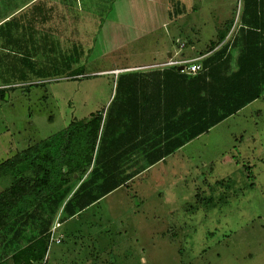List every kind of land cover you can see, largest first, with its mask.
I'll use <instances>...</instances> for the list:
<instances>
[{
  "label": "rangeland",
  "instance_id": "1",
  "mask_svg": "<svg viewBox=\"0 0 264 264\" xmlns=\"http://www.w3.org/2000/svg\"><path fill=\"white\" fill-rule=\"evenodd\" d=\"M237 13V0H0V24L12 19L15 39L0 37V86L12 87L0 99V164L45 143L40 153L56 158L66 146L72 159L78 148L93 166L116 109V81L100 73L206 54L235 33ZM20 57L29 60L26 73L13 68ZM195 151L196 159L175 161L179 173L155 168L56 227L58 212L60 243L49 240L37 264H264V94ZM2 174L0 192L14 181Z\"/></svg>",
  "mask_w": 264,
  "mask_h": 264
},
{
  "label": "trees",
  "instance_id": "2",
  "mask_svg": "<svg viewBox=\"0 0 264 264\" xmlns=\"http://www.w3.org/2000/svg\"><path fill=\"white\" fill-rule=\"evenodd\" d=\"M11 21L0 24V37L8 45L15 42L10 36ZM238 21L237 30L228 41L199 56L205 55L201 60L202 71L192 80L200 82L202 88L198 91L196 105L184 110L187 122H191L188 140L208 132L264 94V0H242ZM27 22L31 23L30 20ZM234 50L238 54L236 69L232 71ZM20 61L13 68L16 70V67H20L26 73V68L30 66L29 60L20 57ZM176 69L173 68L174 71ZM3 70L0 76L6 73ZM120 81L118 78L116 90ZM35 85L38 84L25 85V89ZM3 86L7 88L0 90L2 98L7 90L12 89L10 85ZM72 124L77 131L76 123ZM85 127L83 124L80 129ZM98 127L99 124H94L95 132L87 139H93V146ZM77 136L78 133L74 137ZM85 136L87 138L88 135ZM72 139L69 130L63 142L67 145ZM46 148L44 143L39 148L33 147L30 152H25L20 161L8 159L0 164L2 175L14 178L12 184L0 193V257L6 259L10 256L14 264H37L48 255L47 243L58 212L61 213L58 224H61L128 180L125 176L116 180L110 174L112 170L108 164L103 169L92 166L89 175L84 177L91 165L90 157L80 159L76 148L72 155L74 158L69 159L65 155V146L54 158L50 154L40 153V149ZM91 149L93 151V147ZM157 161L153 159L150 164ZM79 180L80 184L73 191Z\"/></svg>",
  "mask_w": 264,
  "mask_h": 264
},
{
  "label": "crops",
  "instance_id": "3",
  "mask_svg": "<svg viewBox=\"0 0 264 264\" xmlns=\"http://www.w3.org/2000/svg\"><path fill=\"white\" fill-rule=\"evenodd\" d=\"M167 54L168 57L171 56L169 51ZM237 54L238 51L234 50L231 63L232 71L236 69ZM156 56L161 60L160 53ZM167 59L169 58H164L160 62H165ZM126 64H133V61ZM112 66L111 71H104L100 74L112 75L113 80L116 82L118 78L121 80L112 100V104L116 102V109L111 118H108V121L106 119L107 126L111 129L110 137L106 139V153L102 154L101 152V145L104 141L100 140L97 156L93 159V166L103 169L106 166L105 164H108L110 170H112L110 174L114 175L116 180L122 176H125V179L128 180L83 212L67 220L79 219L90 208L105 201L107 196L121 192L129 184L136 182L155 168L163 169L162 174L164 176L174 175L176 168L178 169L177 173H179L180 167L175 165V161L184 158L196 159L197 141L229 119L212 127L208 132L188 140L187 137L191 132L189 130L191 122H187L184 110L186 108L191 109L192 105H196L198 91L202 88H200L202 85L200 82L193 81V76L183 75L177 69L174 71L173 68H165L169 71L150 68L138 71L135 69L123 71L120 68L121 66L115 64ZM204 86L208 87L207 85ZM96 144L97 138L93 146V152ZM153 159L158 161L150 164ZM91 168L90 165L84 173V177L89 175ZM74 179H76V176ZM80 182V180L76 182L73 191ZM229 182L227 180L225 185H229ZM138 191L143 192L146 190L138 188ZM140 202L142 201L140 200ZM66 221L61 224L67 223ZM0 264L14 263L9 256L6 259L0 257Z\"/></svg>",
  "mask_w": 264,
  "mask_h": 264
},
{
  "label": "built area",
  "instance_id": "4",
  "mask_svg": "<svg viewBox=\"0 0 264 264\" xmlns=\"http://www.w3.org/2000/svg\"><path fill=\"white\" fill-rule=\"evenodd\" d=\"M238 1V13H237V21H238V17L240 14V9H241V5H242V0H237ZM237 23V22H236ZM233 30L231 32H229L225 38V40L223 41V43L225 41H228L232 36H233ZM221 45V44H220ZM219 45V46H220ZM183 47V45H181V48ZM204 56L201 57H196V58H192V59H182V58H175L174 57H170L167 61L159 63L155 66H150L149 68L151 69H165V68H179L182 67V69L179 71L181 74L183 75H187V76H195L198 73H200L202 71V65H201V60L202 58H204ZM7 88V86H0V90L1 89H5ZM59 226L58 224V220H56V227ZM55 225L53 226V228L50 231V243H55V244H59L60 243V239H57L54 237L55 233Z\"/></svg>",
  "mask_w": 264,
  "mask_h": 264
},
{
  "label": "water",
  "instance_id": "5",
  "mask_svg": "<svg viewBox=\"0 0 264 264\" xmlns=\"http://www.w3.org/2000/svg\"><path fill=\"white\" fill-rule=\"evenodd\" d=\"M182 69V67H179V68H177V71H180ZM7 94L6 93H4V99H7ZM0 99H2V97H1V95H0Z\"/></svg>",
  "mask_w": 264,
  "mask_h": 264
}]
</instances>
